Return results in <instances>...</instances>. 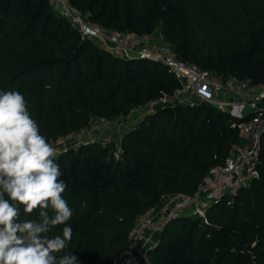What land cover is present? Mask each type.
Returning a JSON list of instances; mask_svg holds the SVG:
<instances>
[{"label":"trees","instance_id":"1","mask_svg":"<svg viewBox=\"0 0 264 264\" xmlns=\"http://www.w3.org/2000/svg\"><path fill=\"white\" fill-rule=\"evenodd\" d=\"M70 3L109 30L162 32L180 59L223 78L264 82V0ZM179 86L162 62L117 56L83 38L49 0H0V90L25 96L50 142ZM243 120L212 104H178L139 120L119 154L112 139L62 148L54 158L74 210L67 251L78 264L117 260L141 213L165 194H194L225 162ZM258 169L259 177L223 195L206 216L170 221L138 264H264V133Z\"/></svg>","mask_w":264,"mask_h":264},{"label":"built area","instance_id":"2","mask_svg":"<svg viewBox=\"0 0 264 264\" xmlns=\"http://www.w3.org/2000/svg\"><path fill=\"white\" fill-rule=\"evenodd\" d=\"M52 1L59 6V14L67 18L83 38L117 56L160 61L180 80V86L172 92H163L145 103L135 104L121 116L92 119L89 125L59 136L51 141L56 150L75 147L83 142H106L95 134L99 121L106 124L121 122L122 130L131 127L127 123L141 120L158 108L178 104H212L233 116L245 118L238 124L240 137L232 145L225 162L211 169L194 194H165L155 207L138 216L128 250L110 263L138 264L156 245H152L156 236L174 218L181 215L206 216V209L223 195H235L241 187L260 176L258 163L264 133V82L253 83L235 75L223 78L194 62L180 59L162 32L139 34L109 30L88 19L70 0Z\"/></svg>","mask_w":264,"mask_h":264},{"label":"clouds","instance_id":"3","mask_svg":"<svg viewBox=\"0 0 264 264\" xmlns=\"http://www.w3.org/2000/svg\"><path fill=\"white\" fill-rule=\"evenodd\" d=\"M55 154L25 96L0 90V264H78L67 251L74 210ZM34 212L36 218L21 219Z\"/></svg>","mask_w":264,"mask_h":264},{"label":"rangeland","instance_id":"4","mask_svg":"<svg viewBox=\"0 0 264 264\" xmlns=\"http://www.w3.org/2000/svg\"><path fill=\"white\" fill-rule=\"evenodd\" d=\"M49 1L51 5L55 8V10L59 13L60 11L59 6L56 5L54 1L52 0H49ZM139 120L127 123V125L131 127L122 129V130L120 129L122 127L121 124H123L121 122L119 123L113 122V123L106 124V123H102L101 121H99V124H97L96 129H95V134L97 135L98 138L103 139V140H110V139L115 140L116 146H117L115 154H119L121 150V140L124 134L132 130L136 126V124L139 122ZM58 154H59V150H56L55 156H57ZM159 237H160V234L156 236L154 243L152 245L156 244Z\"/></svg>","mask_w":264,"mask_h":264}]
</instances>
